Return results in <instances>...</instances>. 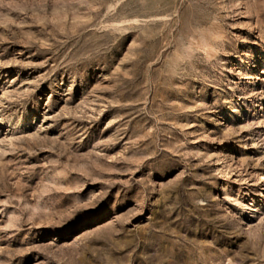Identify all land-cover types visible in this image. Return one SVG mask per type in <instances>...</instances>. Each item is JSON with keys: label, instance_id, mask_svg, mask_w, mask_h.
Returning a JSON list of instances; mask_svg holds the SVG:
<instances>
[{"label": "rangeland", "instance_id": "rangeland-1", "mask_svg": "<svg viewBox=\"0 0 264 264\" xmlns=\"http://www.w3.org/2000/svg\"><path fill=\"white\" fill-rule=\"evenodd\" d=\"M0 264H264V0H0Z\"/></svg>", "mask_w": 264, "mask_h": 264}]
</instances>
